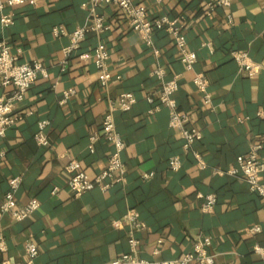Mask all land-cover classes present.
<instances>
[{
	"label": "crops",
	"instance_id": "1",
	"mask_svg": "<svg viewBox=\"0 0 264 264\" xmlns=\"http://www.w3.org/2000/svg\"><path fill=\"white\" fill-rule=\"evenodd\" d=\"M90 1L40 0L4 7L3 13L15 18L8 28L0 23V44L9 45L20 62L43 63L47 77H40L15 108L24 120L0 137V207L15 177L22 179L18 204L25 206L31 199L41 204L22 222L0 210V236L7 244L0 264H26V244L31 242L38 248L36 264H109L130 253L131 233L140 241L136 255L145 260L178 259L207 236L215 264H264V256L254 251L257 245L264 248V199L242 178L219 173L236 167L238 157L260 142L264 161V0H231L230 8L213 13L207 0H132L146 8L149 18L181 19L188 48L198 55L190 72L171 36L164 31L154 35L155 55L114 5L100 9L111 30L89 33L67 58L69 34L88 20L84 5ZM58 27L66 35L55 36ZM100 42L108 49L114 75L105 87L93 60L79 57ZM234 52H246L260 66L259 73L248 77L240 72ZM158 65L165 67L168 79L178 77L175 101L202 134L195 149L203 156L204 169L184 154L182 139L169 127V110L146 100L158 90L153 76ZM196 74L209 81V105L194 85ZM13 90L0 84V99ZM125 92L137 99L130 111L114 115L126 143L125 181L77 197L68 187L66 167L75 161L90 178L102 173L112 146L102 137L101 124L110 103ZM43 120L50 123L47 147L35 141ZM94 134L100 139L92 153ZM174 156L182 161L177 172L169 169ZM147 174L153 176L146 179ZM211 194L216 204L206 211L204 197ZM131 209L138 211L144 230L115 226ZM255 226L261 232L250 233Z\"/></svg>",
	"mask_w": 264,
	"mask_h": 264
},
{
	"label": "built area",
	"instance_id": "2",
	"mask_svg": "<svg viewBox=\"0 0 264 264\" xmlns=\"http://www.w3.org/2000/svg\"><path fill=\"white\" fill-rule=\"evenodd\" d=\"M40 0H0V23L2 27L8 28L14 20L13 14H4L5 6L15 7L26 2L36 5ZM163 0H156L162 2ZM106 5H114L119 8L122 15L132 32L140 35L143 43L152 49L155 55H159V50L154 44V35L157 32L164 31L173 38L175 48L178 51L180 60L187 71H192L198 62L196 52L189 50L188 42L185 34L186 28L183 26L181 19H170L167 16L157 18H149L146 8L140 4L134 3L132 0H91L90 3L84 5L89 11L86 23L76 28L69 34L70 44L64 49L67 58L78 51L82 42L89 33L101 34L111 30L110 25L106 22L105 16L100 9ZM207 6L210 13L218 8H230L231 0H207ZM55 36L66 35V31L61 28L53 30ZM264 36V30L262 32ZM109 52L104 43H98L97 46L88 53L80 54L82 60L91 58L96 69L100 73L101 84L105 87L114 75L109 70ZM233 58L239 66L240 72L248 77L256 76L260 71V66L251 61L246 52H234ZM153 76L159 81L158 90L149 93L146 100L150 104H156L155 108L165 107L169 110V127L176 131L183 141V152L185 155H191L195 158L200 169H204L206 164L203 156L195 149V144L199 142L202 134L191 125L190 116L187 112L179 110L175 101V94L179 91L178 77L167 78L164 66L158 65L154 70ZM40 77H47V69L43 63L20 62L17 55L13 54L11 47L6 43L0 44V84L4 87L13 86L14 90L3 99H0V137H4L6 132L24 120L22 115L15 113L18 104L25 100L27 92L32 86H35ZM120 79V76L116 77ZM197 90L203 94L205 104L211 103V94L209 91V81L205 74H196L193 79ZM73 93L72 90L65 93L64 101ZM137 99L131 92L122 93L116 101L110 103L108 111L103 117L101 124V135L112 146V154L108 159L107 165L102 173L95 178H90L85 171L79 170L77 162L70 161L66 170L71 174L68 181L69 189L75 196L80 197L83 194L95 189L106 191L115 184H121L125 181L126 168L122 159V154L126 149L125 139L118 132L114 115L117 112H128L135 106ZM50 123L47 120L38 122V130L35 134L37 145L47 147L49 145L48 127ZM99 135L94 134L90 139V149L94 153V144L98 141ZM262 143L254 144L250 151L237 159V165L226 172L220 174H228L233 177L242 178L249 185L253 194L264 199V161L260 158ZM182 167V161L178 156L169 159V169L177 172ZM153 174L145 175L149 179ZM22 179L15 177L9 181V189L6 192L3 204L0 210L2 214L10 216L16 222H22L31 214L37 212L40 203L36 199H31L25 206H20L16 199V194L20 189ZM58 190L55 189L53 193ZM204 210L210 211L216 204L215 195H207L204 197ZM115 226L122 227L127 225L134 232L142 231L146 228L145 224L140 221V215L137 210L131 209L119 221L115 222ZM259 226H255L249 230L250 233L261 232ZM139 242L131 233L128 238L130 253L123 254L115 258L109 264H215V254L210 251L212 240L210 237H202L193 246V250L184 256L175 260L150 261L139 258L136 255ZM7 251V244L4 237L0 236V252ZM255 253L264 256V248L255 246ZM27 262L26 264H36L35 260L38 255V248L31 243L26 244ZM2 264H12L10 261H4Z\"/></svg>",
	"mask_w": 264,
	"mask_h": 264
}]
</instances>
